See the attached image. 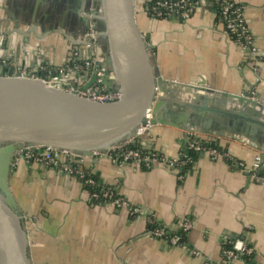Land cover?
Masks as SVG:
<instances>
[{
    "label": "crops",
    "instance_id": "0c3cea01",
    "mask_svg": "<svg viewBox=\"0 0 264 264\" xmlns=\"http://www.w3.org/2000/svg\"><path fill=\"white\" fill-rule=\"evenodd\" d=\"M233 1L244 7L254 38L258 56L253 66L208 2L187 21L153 19L142 6L136 8V20L165 79L183 84L203 80L215 90L251 94L264 102V0ZM87 2L0 0V45L8 42L5 50L0 47L1 69L12 75L27 70L43 79L53 77L52 70L71 62L74 45L67 38L81 40L86 33L78 14L81 8L91 9ZM28 15L38 22L36 33L18 50L26 37L10 35L15 29L11 17L27 30L29 24L22 20ZM4 33L14 38V49ZM64 80L76 87L87 83L72 74ZM190 141L191 135L164 125H155L140 141L161 160H181L184 165L145 168L110 155L85 160L84 169L138 209L135 215L126 208L97 204L78 179L58 168L17 160L9 182L24 216L33 264H222L224 247L236 240L254 250L250 264H264V183L238 165L252 166L259 152L221 138L219 148L235 165L194 153ZM184 224L191 225L184 245L151 235L157 225L179 233Z\"/></svg>",
    "mask_w": 264,
    "mask_h": 264
},
{
    "label": "water",
    "instance_id": "95a60500",
    "mask_svg": "<svg viewBox=\"0 0 264 264\" xmlns=\"http://www.w3.org/2000/svg\"><path fill=\"white\" fill-rule=\"evenodd\" d=\"M84 3V0H80ZM90 10L79 9L82 32L98 34L89 43L96 68L104 72L73 73L93 86L119 92L113 103H99L69 92L63 84L50 86L42 79L11 76L0 66V264H33L29 237L21 208L10 188L17 153L25 148L48 147L67 151L85 160L106 157L111 149L132 139L158 94L152 125L180 129L185 137L207 135L228 138L257 150L264 158V102L251 94H230L215 90L201 80L183 84L165 79L155 55L141 33L137 0H87ZM29 18V19H28ZM14 31L22 37L36 33L32 16L21 23L12 16ZM10 39L11 49L15 40ZM74 46L85 45L67 38ZM8 42H2L5 50ZM62 76L60 81H62Z\"/></svg>",
    "mask_w": 264,
    "mask_h": 264
},
{
    "label": "built area",
    "instance_id": "2783aa9c",
    "mask_svg": "<svg viewBox=\"0 0 264 264\" xmlns=\"http://www.w3.org/2000/svg\"><path fill=\"white\" fill-rule=\"evenodd\" d=\"M152 0H137L141 4H145ZM204 2L212 4L219 14L220 20L225 26L227 35L233 39L236 43L241 46L242 51L248 58L249 63L253 66L257 59V52L254 47V38L251 31L247 25L245 18L244 7L235 3L233 0H158L156 6L152 9H146L149 16L152 18H164V17H176L183 21L191 19L195 10ZM98 39V34L91 29L86 32L81 40H78L85 45L74 46V55L70 58L71 62L63 66L57 71V74L49 79H43L37 75L35 71L29 72L27 70L19 71L11 76L15 77H27L31 79H42L50 86H56L63 84L65 89L69 92H73L88 98L92 101L99 103H113L117 102L121 98L119 92H108L105 87H99L97 85L93 86V92L90 90L83 91L82 87L71 86L65 83L64 77L67 74H73L75 72L86 74L97 72L99 78L104 76V72L96 68V57L91 55V47L89 43L95 44ZM62 76V81L60 77ZM161 97L160 94L156 96L155 101L151 108L147 111L145 115L146 123L140 125L134 137L127 141L123 146H118L111 149L110 155L115 160L132 163L135 165L143 166L145 168H152L156 165L163 164L170 166H177L179 163H183L181 160L166 161L161 160L157 155L151 152L148 155H143L142 152L138 150H129L123 154H119L121 150L129 145L140 142L143 138L148 136L154 125L151 124L153 115V106L156 101ZM221 138L217 137H204L200 135H191V141L189 143V150L194 153H206L213 160L227 159L233 164H237L229 155V153L218 149L205 147L202 145V141H215L219 142ZM119 154V155H118ZM17 160H24L25 162H34L45 168H58L62 173L78 179L83 185L95 186V181L90 178H86V175L82 169V165L85 159L67 151H56L48 147H33L25 148L17 153ZM242 169L248 170L252 173V178L259 183H264V175H260L261 172L264 173V158L259 153L252 166L247 167L244 163L238 164ZM103 197L107 200V204L114 206L117 209H128L132 215L138 214L139 210L133 208L125 199L122 197H114L112 190H107ZM93 199L99 198L97 194L92 195ZM191 229L190 224H184L182 232H187ZM169 231V230H168ZM153 237L166 240L174 246L184 245L182 238L179 235L168 236L166 228H155L151 232ZM254 254V250L249 248L242 240H236L233 243V248L231 250H224L223 262L222 264H250L244 260L243 256L251 257ZM212 264V263H206Z\"/></svg>",
    "mask_w": 264,
    "mask_h": 264
},
{
    "label": "trees",
    "instance_id": "16d2710c",
    "mask_svg": "<svg viewBox=\"0 0 264 264\" xmlns=\"http://www.w3.org/2000/svg\"><path fill=\"white\" fill-rule=\"evenodd\" d=\"M157 2H158V0H152V1L146 2L145 4H141V6H142V8L144 10H146L148 8L149 9H152L154 6H156V3ZM153 19L162 20V19H168V17H164V18H153ZM52 71H53L52 72L53 75H56L58 70H52ZM202 145H204L205 147H211V148L218 149V143L215 142V141H202ZM129 150H138V151L142 152L143 155H148V154H150L152 152V151L144 150L143 147H142V145H141V143L140 142H136L135 144H132V145H129V146L124 147L121 150V152H119V154H123L125 152H128ZM155 155H157V154L155 153ZM190 166L191 165L188 163L187 166H185L184 168H182V171L185 172L187 169H189ZM82 169H83V171H84V173L86 175V178H90L93 181H95V186H91V185H87V184H85L83 186H84L85 189H87L90 192L91 195L97 194L99 196V198L94 199V201L97 204H105V203H107V200L103 197L104 193L107 190H112L113 193H114V197L120 196L113 187L103 184L97 176H95L93 173H91V171L85 170L84 167H83V165H82ZM260 175H264V173L261 172ZM159 227H161V226L157 225L154 228H159ZM161 228H163V227H161ZM167 232L169 234L168 236L179 235L182 238V240H183L184 243L187 240L186 233H184V232L173 233V232H170L168 230H167ZM233 243L234 242L227 244L224 247L225 250H231L233 248ZM242 258L244 260H246L247 262L252 263L253 257L243 256Z\"/></svg>",
    "mask_w": 264,
    "mask_h": 264
},
{
    "label": "rangeland",
    "instance_id": "374dc122",
    "mask_svg": "<svg viewBox=\"0 0 264 264\" xmlns=\"http://www.w3.org/2000/svg\"><path fill=\"white\" fill-rule=\"evenodd\" d=\"M145 11H146V10H145ZM146 13L148 14L147 11H146ZM75 47H77V46H75ZM73 51H74V49H72V51H70V55H71V57H72V55H74V52H73ZM70 55H69V56H70Z\"/></svg>",
    "mask_w": 264,
    "mask_h": 264
},
{
    "label": "bare ground",
    "instance_id": "6f19581e",
    "mask_svg": "<svg viewBox=\"0 0 264 264\" xmlns=\"http://www.w3.org/2000/svg\"><path fill=\"white\" fill-rule=\"evenodd\" d=\"M137 4H141V2H137Z\"/></svg>",
    "mask_w": 264,
    "mask_h": 264
}]
</instances>
